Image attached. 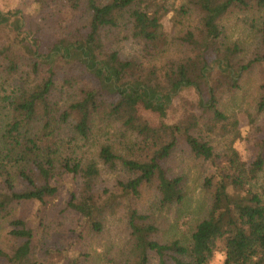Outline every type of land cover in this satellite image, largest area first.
Returning a JSON list of instances; mask_svg holds the SVG:
<instances>
[{"label":"trees","instance_id":"obj_1","mask_svg":"<svg viewBox=\"0 0 264 264\" xmlns=\"http://www.w3.org/2000/svg\"><path fill=\"white\" fill-rule=\"evenodd\" d=\"M34 2L36 8L57 2L80 11L82 21L61 26L46 54H37L26 37H20L24 47L12 38L0 41V220L7 223L0 261L90 264L85 242L118 216L125 241L99 264H208L217 251L223 264H264V116L257 120L264 83L248 115V160L233 147L241 137L238 120L220 109L222 93L237 90L243 72L264 64V22L257 51L246 62L237 58V45L220 42V22L234 9L264 7V0ZM193 14L192 27L169 35L166 18L174 25ZM9 15L0 12V34ZM21 25L17 17V37ZM126 44L134 51L126 52ZM171 45L182 55L158 64ZM185 88L196 98H179L182 114L165 122ZM140 108L157 114L158 123ZM215 136L230 137L227 149L217 152ZM179 146L200 161V186L210 204L186 241L161 240L140 201L151 189L159 206L182 202L184 175L166 165ZM62 186L67 198L57 212L72 216L75 236L38 255L39 240L49 236L46 205ZM23 203L36 205L35 222L17 215Z\"/></svg>","mask_w":264,"mask_h":264},{"label":"rangeland","instance_id":"obj_2","mask_svg":"<svg viewBox=\"0 0 264 264\" xmlns=\"http://www.w3.org/2000/svg\"><path fill=\"white\" fill-rule=\"evenodd\" d=\"M172 0H168L171 3ZM49 3V0H46ZM178 4V2H176ZM0 12L10 14L9 22L4 25L0 34V41L5 42L7 38L14 39L24 47L20 37H26L36 46L37 54H46L50 47L56 41V38L62 33L61 26H68L70 23L80 24L82 21L81 12H72L71 9L63 5H57V2H50L46 9L36 8L34 0H0ZM15 12L19 14L14 16ZM20 17L22 21L19 30V37L16 36L12 29L14 21ZM170 16L164 20L165 28L170 36L175 35L187 27H192L196 23L195 14L188 18L182 19L177 24H172ZM264 22V7H252L249 10L234 9L228 12L220 22L221 39L220 42L226 45H237L239 52L237 58L246 62L254 56L259 45V27ZM135 46L132 44L125 45L126 52H133ZM183 49L176 45L167 47L166 53L161 59L157 60L162 64L170 57L181 56ZM70 74V73H69ZM264 83V64H255L247 71L241 74L239 79V88L232 93H222L220 99V109L228 116L238 120L241 137L234 141L233 147L236 149L242 159L248 160L251 157L252 142L249 139L251 127L248 123V115H254L256 102L259 94V86ZM179 98L195 99L196 95L191 89L185 88L179 92V96L173 100L170 106L165 122H174L182 114L183 110L179 107ZM143 117L152 123H158L157 114L140 108ZM257 120L261 122L264 111L260 112ZM250 117V116H249ZM261 137V136H260ZM230 137L215 136L214 144L217 152L224 151L230 144ZM101 142L97 140L96 143ZM166 165L170 166L174 173L184 175V198L179 204L170 206H159L157 204L155 193L151 190L143 192L140 207L144 212L150 213L156 220L160 230V239L169 240L179 238L186 241L194 227L201 220L209 207L210 200L207 193L201 188L199 172L201 163L196 160L184 146H179L172 157L167 160ZM67 198L66 186L61 187L58 198L49 200L47 207V218L49 222L47 239L42 238L40 241V253L44 251L45 246L50 243L64 245L69 236H75L70 233L69 229L75 227L74 220L70 214L61 218L57 209L63 206L62 202ZM50 205H55L51 210ZM17 215L35 222L37 215L36 205L34 203H23L16 207ZM66 213H64L65 215ZM61 222V223H60ZM60 223V224H59ZM7 223L6 220H0V244L6 245ZM68 232H65V231ZM46 236V235H45ZM38 240V238H37ZM125 241V230L118 216L112 217L107 221L103 231L96 236L89 237L85 242L84 252L90 253L87 257L90 264H99L105 254L116 255ZM60 245V246H61ZM224 254L222 251L214 253L208 264H223ZM58 261V257L52 259ZM0 264H3L0 261ZM62 264H65L62 262Z\"/></svg>","mask_w":264,"mask_h":264}]
</instances>
